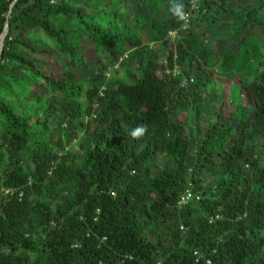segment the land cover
Here are the masks:
<instances>
[{
	"label": "trees",
	"instance_id": "16d2710c",
	"mask_svg": "<svg viewBox=\"0 0 264 264\" xmlns=\"http://www.w3.org/2000/svg\"><path fill=\"white\" fill-rule=\"evenodd\" d=\"M3 36L0 264H264V0H0Z\"/></svg>",
	"mask_w": 264,
	"mask_h": 264
},
{
	"label": "rangeland",
	"instance_id": "374dc122",
	"mask_svg": "<svg viewBox=\"0 0 264 264\" xmlns=\"http://www.w3.org/2000/svg\"><path fill=\"white\" fill-rule=\"evenodd\" d=\"M247 7H252V4H248ZM204 28L205 27L203 26L202 28L198 27L197 33H201V31H203ZM261 31H258L257 38L261 37V33H262ZM145 39L148 41L147 36H145ZM224 40H226V38H224ZM240 44H241V36L239 35V37H236L229 41V44L226 46V49L227 51L237 53L239 51ZM195 47L198 51L202 53L204 52V55H206L205 54L206 52L208 53L207 54L208 57L203 58L202 60L199 58L200 66L204 64L203 62L204 59H208L214 55H217L218 57L214 59V61L216 62L218 58L222 57V51L219 48V43L213 42L210 37H207V38L203 37L202 39L196 41ZM212 52H214V54L211 57H209ZM216 70L217 72H219L217 67H216ZM195 75L196 74L193 73L191 76L195 77ZM197 75H199V73ZM242 79L245 80L243 76H239L237 79L234 80V79L227 78V77L224 78L219 73L218 74L216 73V75L214 76V81H213V85H215L214 89L212 90L211 93L204 92L202 94V96L208 98L206 100L209 101L208 103H210L208 107V115H206V117L204 118V120H206L207 118L209 120L205 125L206 127L209 128L215 123H217L218 116L222 113H224L225 119L227 120L231 119L230 116L232 115V113L236 111L237 107L239 105L246 104L245 97L239 89L241 85L240 80ZM184 119H185V116L182 118V120ZM219 160H222V159L220 158ZM263 163H264V158H263ZM206 177L208 178V181L212 182L214 180V177L212 176V174L206 175Z\"/></svg>",
	"mask_w": 264,
	"mask_h": 264
},
{
	"label": "built area",
	"instance_id": "2783aa9c",
	"mask_svg": "<svg viewBox=\"0 0 264 264\" xmlns=\"http://www.w3.org/2000/svg\"><path fill=\"white\" fill-rule=\"evenodd\" d=\"M198 0H196L197 2ZM184 26H183V30L187 31L190 28V15H185L184 17ZM177 34L176 33H170V37H176ZM194 199H197V201L201 200V196H196L192 190L188 189L186 191V193L182 196L180 202H179V208L188 206L191 201H193ZM182 230H184V228L182 227Z\"/></svg>",
	"mask_w": 264,
	"mask_h": 264
},
{
	"label": "clouds",
	"instance_id": "9594fccd",
	"mask_svg": "<svg viewBox=\"0 0 264 264\" xmlns=\"http://www.w3.org/2000/svg\"><path fill=\"white\" fill-rule=\"evenodd\" d=\"M178 16H180L181 19H183V13H182V10L177 7V6H174L173 9H172ZM147 131L146 127L144 126H141V127H136L134 128L130 135L133 137V138H137V137H140L142 136L145 132Z\"/></svg>",
	"mask_w": 264,
	"mask_h": 264
},
{
	"label": "water",
	"instance_id": "95a60500",
	"mask_svg": "<svg viewBox=\"0 0 264 264\" xmlns=\"http://www.w3.org/2000/svg\"><path fill=\"white\" fill-rule=\"evenodd\" d=\"M4 37H5V36H3L2 39H3ZM3 41H4V40H3ZM0 45H1V43H0ZM3 45H4V43H3ZM3 45L0 46V57H1V54H2V52H3Z\"/></svg>",
	"mask_w": 264,
	"mask_h": 264
},
{
	"label": "bare ground",
	"instance_id": "6f19581e",
	"mask_svg": "<svg viewBox=\"0 0 264 264\" xmlns=\"http://www.w3.org/2000/svg\"><path fill=\"white\" fill-rule=\"evenodd\" d=\"M2 40V39H1ZM4 40V39H3ZM3 43H4V41H3ZM3 45V44H2Z\"/></svg>",
	"mask_w": 264,
	"mask_h": 264
}]
</instances>
